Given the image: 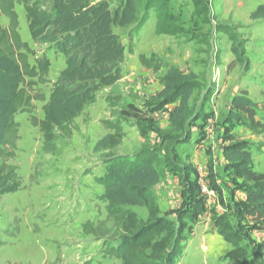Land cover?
I'll return each mask as SVG.
<instances>
[{
  "label": "rangeland",
  "instance_id": "1",
  "mask_svg": "<svg viewBox=\"0 0 264 264\" xmlns=\"http://www.w3.org/2000/svg\"><path fill=\"white\" fill-rule=\"evenodd\" d=\"M14 1L20 35L34 52L31 64L46 54L51 68L45 80H27L28 102L16 115L20 140L7 165L16 168L20 188L0 196V264H122L109 253L111 245L119 244L118 232L108 219L107 204L101 200L104 187L97 181L109 174L112 159L159 147L164 152L158 167L162 177L160 185L151 191L154 201L160 207L166 194L175 195L169 189L172 183L181 190L171 211L160 208L162 215L178 225L181 211L190 207L193 190L194 199L205 206L197 220L186 219V241L174 263L243 264L248 260L264 264V223L255 225L240 213L236 196L245 194L247 183L224 155L232 138L245 141L255 171L264 174V129L257 133L248 125H236L230 131L225 123L230 98L246 92L257 103V120L264 128V23L250 19L251 8H240L238 0H205L210 10L205 19L195 17L196 0H169L178 16L152 8L148 22L137 33L117 29L124 44L133 50L123 65L122 80L101 91L96 103L84 110L65 135H60L56 153H46L44 137L32 120L44 118L53 84L66 67L65 58L48 46L33 43L22 0ZM108 1L112 6L119 2ZM258 3L256 10L262 5ZM0 24L7 27L8 20L0 16ZM170 72L198 84L188 93L187 104L205 114L191 123L188 139L175 126L182 99L167 108L162 106L172 93L166 90L165 81L172 76ZM109 96L120 98L118 105H111L106 100ZM127 104L144 112L148 137H142L135 121L123 122L126 136L122 144L115 150H98V142L114 133L107 122L118 120L115 114ZM217 121L221 129L213 127ZM164 135L173 136L176 142ZM202 136L214 142L216 149L208 152L207 166L199 168L192 163L190 147ZM179 170L191 174L187 182L181 181ZM201 181L215 190V198L207 199L200 193ZM132 210L147 222L146 208ZM228 223L230 228H223ZM222 230H226L223 235ZM204 236L206 239H202Z\"/></svg>",
  "mask_w": 264,
  "mask_h": 264
},
{
  "label": "trees",
  "instance_id": "2",
  "mask_svg": "<svg viewBox=\"0 0 264 264\" xmlns=\"http://www.w3.org/2000/svg\"><path fill=\"white\" fill-rule=\"evenodd\" d=\"M22 3L33 43L48 46L65 58L66 67L53 84L44 107V118L32 120L44 137L45 152L56 153L60 135H65L84 110L96 103L101 91L114 87L123 78V65L133 50L124 44L116 30L130 29V33H137L148 22L150 9L156 8L159 13L170 14L167 11L169 0H119L114 6L108 0L97 3L90 0H22ZM196 3V17L208 19L210 10L204 5L205 0H196ZM0 16L8 20L7 27L0 24L2 196L20 188L16 168L7 165V159L15 156L20 140L16 115L28 102L25 85L28 79L45 80L50 73L51 62L43 54L36 58L34 65L31 64L30 55L34 52L20 35V19L14 0H0ZM251 19L264 20V5L251 15ZM221 29H228V26ZM231 39L235 41L234 36ZM173 73L170 72L172 76L165 79L166 90L172 93L164 99L162 106L167 108L182 99V107L176 111L178 117L175 126L188 139L191 123L196 118H202L205 112H198L187 104L188 93L198 84L177 72ZM106 100L115 107L120 98L109 96ZM257 108V103L246 92L236 95L226 118L227 128L231 131L236 125H248L254 132L262 133L264 128L262 122L257 120ZM115 115L118 120L107 122L114 133L98 142V150H115L122 144L126 136L123 122L135 121L142 137H148L149 130L143 123L146 116L141 109L127 104ZM164 137L175 141L173 136ZM232 140L224 150L225 159L247 183L244 187L245 199L238 204L240 213L251 218L255 224L264 223V174L255 171L247 142ZM162 153L160 147L145 148L133 157H116L109 165V174L97 181L104 187L101 200L107 204L108 219L118 232L119 244L116 247L111 245L109 253L122 264H175L186 241L183 236L188 227L186 219L194 222L204 212L205 206L194 199L193 190L188 202L190 207L181 211L178 225L162 215L151 195L152 189L161 181L158 167ZM164 155L167 157V153ZM178 175L182 182H187L191 174L179 170ZM135 207L147 209V222H143L132 210ZM228 227L229 223L223 228ZM225 231L222 230L220 234H225ZM92 233L97 235L96 232ZM243 264L252 263L246 260Z\"/></svg>",
  "mask_w": 264,
  "mask_h": 264
},
{
  "label": "crops",
  "instance_id": "3",
  "mask_svg": "<svg viewBox=\"0 0 264 264\" xmlns=\"http://www.w3.org/2000/svg\"><path fill=\"white\" fill-rule=\"evenodd\" d=\"M237 3H238V6L240 8L244 7L245 10L247 8H251L250 9L251 11L249 12L250 13V19H251V15L256 10V4L258 3V4L264 5V0H238ZM167 9H169V11H170L169 13L178 16V14L176 12L174 13L172 11L173 9L170 7V3H169V7ZM180 17H182L181 14H180ZM195 17H196V15H195ZM254 22L264 23V20H256ZM236 95H239V94H235L230 98V100H229L230 105H231L232 99ZM223 122H225V120H223ZM213 127L216 129H221L218 121L213 125ZM222 129H224L223 125H222ZM194 142H193V145L190 147L191 148L190 149V155L192 157V163L196 164L199 168H203V167L207 166V164H208V159H209L208 152H210L211 149L212 150L216 149V146H215L216 144L214 142L209 143L208 138L205 139L203 136L197 137L196 141H194ZM158 185H160V184H158ZM169 187H170L169 189H171L170 191H175L176 194L174 195L172 192L171 195L168 193V194H166V196L163 197L164 200H162L159 205H160V208L165 212L171 211L174 208V206L177 204L176 200L180 199V196H181V190L179 191V187H178V184L176 182L170 184ZM244 197H245L244 193L242 195L237 194V196H236V198L240 199V202L244 201V199H245ZM206 217H208V216H206ZM206 217H204V218H206ZM202 223H206V226H208V222L203 221ZM261 224L262 223H256L255 225H261ZM202 239H206V236H204ZM204 244H205V242H204ZM206 248L211 249L210 246H206ZM207 249H206V252L209 251ZM204 250H205V248H204ZM210 251H212V250H210Z\"/></svg>",
  "mask_w": 264,
  "mask_h": 264
},
{
  "label": "built area",
  "instance_id": "4",
  "mask_svg": "<svg viewBox=\"0 0 264 264\" xmlns=\"http://www.w3.org/2000/svg\"><path fill=\"white\" fill-rule=\"evenodd\" d=\"M200 187H201V194L205 197V198H215L216 193L215 190L211 189L210 187H208L204 181L200 182Z\"/></svg>",
  "mask_w": 264,
  "mask_h": 264
}]
</instances>
